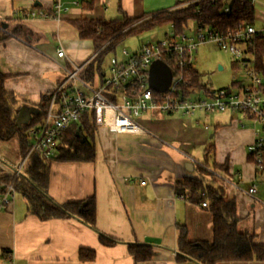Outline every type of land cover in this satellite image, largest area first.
Here are the masks:
<instances>
[{"label":"crops","instance_id":"obj_1","mask_svg":"<svg viewBox=\"0 0 264 264\" xmlns=\"http://www.w3.org/2000/svg\"><path fill=\"white\" fill-rule=\"evenodd\" d=\"M73 1L63 0L68 10L56 16L54 0H0V36L9 35L0 40V71L7 76V89L19 100L16 122L22 106L29 112L26 122L40 113V103L64 76L59 64L72 67L94 55L92 41L81 39L71 20H111L122 14L139 17L173 8L176 2L94 0L92 9H84L81 0L78 5ZM255 5L260 24L256 27L261 28L264 3L256 0ZM32 10L49 14L32 16ZM17 24L29 29L26 36L11 34L10 28ZM58 49L65 50V58L57 56ZM240 83L238 87L245 81ZM140 123L145 134L115 133L98 126L94 161L51 163L49 196L64 203L95 195L96 227L76 217L41 220L29 213L26 198L18 192L11 207L0 210V264H201L193 259L177 260L180 226L186 227L192 241L213 239L209 203L203 206L202 201L188 198L183 186L187 178L202 179L225 200L235 199L237 229L264 243V171L248 151L257 128L247 114L231 109L196 110L190 115L148 112ZM23 158L18 140L0 141V176L12 174ZM215 163L226 164L227 170L214 168ZM253 185L256 192L249 194ZM100 233L118 241L104 245ZM130 243L151 245L153 257L137 262L129 253ZM81 248L95 250V258L81 260Z\"/></svg>","mask_w":264,"mask_h":264},{"label":"trees","instance_id":"obj_2","mask_svg":"<svg viewBox=\"0 0 264 264\" xmlns=\"http://www.w3.org/2000/svg\"><path fill=\"white\" fill-rule=\"evenodd\" d=\"M81 3L84 9H92L94 6V0H81ZM225 6L227 4L224 0H176L173 8L162 9L151 14L146 13L139 17L122 14V16L111 20L85 17L71 20L79 37L92 41L94 54L96 53L81 76L93 81L101 69L105 57L116 52L118 44L126 36L140 34L159 25H169L175 34L185 32L192 20L211 26L223 34L233 31L243 23L255 25L256 9L251 0H231L228 4L230 12L224 11ZM44 13L49 14L45 11ZM28 30L22 24H17L13 25L9 31L13 35L22 37L27 35ZM8 36L3 33L0 40H4ZM245 51L254 57L255 69L264 77V36L260 33L257 34L253 42L246 44ZM175 61V57L165 60L172 71L180 70L184 75V83H182L184 94L189 95L192 94V91L199 90L209 97L214 96L215 90L218 89L203 82L202 73L196 68L195 61L193 64L181 68L175 67ZM233 67L235 69L242 68L237 60L233 61ZM6 79L7 76L0 71V141L18 140L21 153L25 157L30 149L27 132L31 127L43 121L48 107L47 98L40 103V113L34 114L28 122L20 126L16 122V105L19 100L12 91L7 89ZM240 84V81L237 80L232 82V86L238 87ZM97 128L93 112H86L80 116L78 122L73 123L61 133L53 156L43 158L32 154L29 157L22 173L15 181L16 190L27 200L29 213L36 215L41 220L76 217L90 227H96L97 200L95 195L58 203L49 196L48 188L53 161L95 160L94 136ZM206 164L208 165V162ZM214 168L227 170V165L215 163ZM2 177L10 180L12 174ZM183 186L187 188V196L190 200L209 203L213 215V239L211 241H192L188 238L186 227L180 226L177 260L193 259L201 264L264 261V243L256 242L254 234L240 232L237 229L238 217L235 199L225 200L216 187L206 185L202 179L187 178L183 182ZM99 239L102 244L108 246L118 241L103 233H100ZM129 253L139 262L150 260L154 251L149 244L130 243ZM95 256V250L86 248L79 250L81 260H93Z\"/></svg>","mask_w":264,"mask_h":264},{"label":"built area","instance_id":"obj_3","mask_svg":"<svg viewBox=\"0 0 264 264\" xmlns=\"http://www.w3.org/2000/svg\"><path fill=\"white\" fill-rule=\"evenodd\" d=\"M73 3L78 5L80 0ZM251 3L255 5L256 0H251ZM65 10L68 7L63 0H54L53 13L56 16ZM224 11L230 12V7L225 6ZM30 15L47 16L42 10L31 11ZM259 33L264 36V25L258 28L243 23L226 34L198 22L194 33L175 34L171 29L164 39L143 44L134 52L123 48L120 56L113 53L109 65L106 68L102 65L93 81L85 79L81 73L96 53L83 64H72V67L59 64L64 76L46 94L48 107L43 121L27 132L29 153L15 166L10 180L0 176V210L9 209L13 204L18 193L15 181L29 157L32 154L43 158L53 156L61 133L86 112H93L97 126L107 127L112 132L145 134L146 129L140 119L148 112L190 115L196 110L207 113L229 109L241 111L257 128L248 151L254 155L259 170L264 171V77L255 69L254 57L245 51L246 44L253 42ZM208 41L216 42L221 49L233 54L244 69L246 80L236 90L220 88L215 90L213 97L192 98L184 94L182 72L172 71L165 60L175 57V67H187L195 61L197 46ZM57 56L65 58V50L58 49ZM156 60L163 61L172 76L169 88L162 92H155L149 83L150 66ZM248 192L254 194L256 187L253 185ZM202 205L207 206L208 202L204 201Z\"/></svg>","mask_w":264,"mask_h":264},{"label":"rangeland","instance_id":"obj_4","mask_svg":"<svg viewBox=\"0 0 264 264\" xmlns=\"http://www.w3.org/2000/svg\"><path fill=\"white\" fill-rule=\"evenodd\" d=\"M228 5L231 0H224ZM264 3V0H261ZM186 4V3H184ZM255 5L256 12L259 9ZM262 6V5H261ZM263 7H261V12ZM260 25L257 16L255 20V26ZM196 30V22L190 21L189 26L186 31L194 33ZM171 31L169 25H159L154 27L151 30L145 31L136 35L126 36L122 42H120L116 49V55L120 56L123 48L129 50L130 52L136 51L143 44L149 42H157L164 39L167 32ZM113 55V52L108 54L105 57L103 62V67H107L110 62V58ZM195 57V66L202 73L203 82L212 86L215 89L222 87H231L234 80L241 81L246 80L245 72L243 68H234L233 61L235 58L233 54L229 51L221 49L216 42H203L200 43L196 50L194 51ZM233 90H236L237 86L231 87ZM192 94H202V92H193ZM15 142V141H14ZM12 144V143H11Z\"/></svg>","mask_w":264,"mask_h":264},{"label":"water","instance_id":"obj_5","mask_svg":"<svg viewBox=\"0 0 264 264\" xmlns=\"http://www.w3.org/2000/svg\"><path fill=\"white\" fill-rule=\"evenodd\" d=\"M171 78V71L163 61L156 60L151 64L149 73V83L154 90L159 92L167 90L170 86ZM24 113L26 114V117L22 118L21 116ZM28 118L29 112H27L26 108L22 106L20 108V116L18 118L17 124L20 125L21 123H26Z\"/></svg>","mask_w":264,"mask_h":264}]
</instances>
